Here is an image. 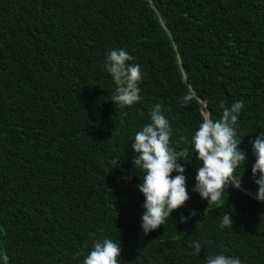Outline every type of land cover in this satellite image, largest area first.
I'll return each mask as SVG.
<instances>
[{
	"label": "trees",
	"instance_id": "trees-1",
	"mask_svg": "<svg viewBox=\"0 0 264 264\" xmlns=\"http://www.w3.org/2000/svg\"><path fill=\"white\" fill-rule=\"evenodd\" d=\"M113 48L140 66L141 99L131 106L111 101ZM238 100L241 189L229 186L208 205L192 191L202 166L192 137L205 114L219 119L220 105ZM156 104L170 146L188 149L179 163L189 199L145 235L131 145ZM261 132L264 0H0V253L8 264H83L104 239L121 242L120 264H206L217 254L264 264L251 143ZM226 213L234 223L222 229Z\"/></svg>",
	"mask_w": 264,
	"mask_h": 264
},
{
	"label": "clouds",
	"instance_id": "clouds-1",
	"mask_svg": "<svg viewBox=\"0 0 264 264\" xmlns=\"http://www.w3.org/2000/svg\"><path fill=\"white\" fill-rule=\"evenodd\" d=\"M133 57L123 48H113L106 53V71L116 85L112 96L115 106H131L140 101L142 74L138 64H130ZM193 99L191 94L182 98V104ZM222 116L214 120L211 114H205L202 123L192 137L193 156L202 165L196 169L193 192L198 193L208 205L218 204L225 188L229 186L241 189V176L234 173L246 163V152L239 148L241 140L236 139L235 125L243 109L242 101L234 102L231 107L220 105ZM150 123L136 132L131 145L134 156L132 166L143 173L141 183L137 185L145 197L142 207L141 228L145 235L162 226L173 210L183 206L189 199L186 187L185 168L179 163L188 156V149L177 151L170 146L172 135L169 121L161 112V105L156 104L150 111ZM255 163L252 166L253 182L258 185L254 198L264 202V132L251 142ZM192 156V158H193ZM184 162V161H183ZM179 173L172 176V173ZM257 174H259L257 178ZM125 179H130L125 177ZM229 193V192H228ZM192 215H195L193 211ZM187 218L181 217V222ZM232 215H223L220 227L233 226ZM195 253L201 251L198 242L193 244ZM121 242L112 239L96 241L83 264H120ZM3 264H8L6 253H0ZM119 258V259H118ZM206 264H242L239 257L223 254L208 255Z\"/></svg>",
	"mask_w": 264,
	"mask_h": 264
}]
</instances>
